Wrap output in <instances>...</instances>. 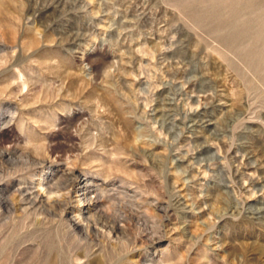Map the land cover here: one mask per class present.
Segmentation results:
<instances>
[{
	"label": "rangeland",
	"instance_id": "obj_1",
	"mask_svg": "<svg viewBox=\"0 0 264 264\" xmlns=\"http://www.w3.org/2000/svg\"><path fill=\"white\" fill-rule=\"evenodd\" d=\"M0 264H264V0H0Z\"/></svg>",
	"mask_w": 264,
	"mask_h": 264
},
{
	"label": "bare ground",
	"instance_id": "obj_2",
	"mask_svg": "<svg viewBox=\"0 0 264 264\" xmlns=\"http://www.w3.org/2000/svg\"><path fill=\"white\" fill-rule=\"evenodd\" d=\"M87 183V182H86ZM89 183V182H88ZM83 186V185H82ZM44 187V186H43ZM92 200V199H91ZM86 201V200H85Z\"/></svg>",
	"mask_w": 264,
	"mask_h": 264
}]
</instances>
